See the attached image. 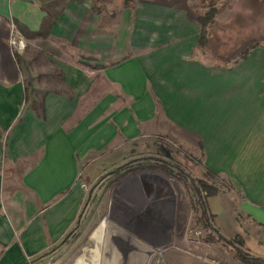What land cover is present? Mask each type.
<instances>
[{
  "label": "crops",
  "instance_id": "1",
  "mask_svg": "<svg viewBox=\"0 0 264 264\" xmlns=\"http://www.w3.org/2000/svg\"><path fill=\"white\" fill-rule=\"evenodd\" d=\"M42 1L60 6L53 17ZM209 1L0 0V264H46L79 228L82 162L156 133L200 152L226 184L205 199L213 228L264 259V0ZM210 6L219 8L200 46ZM104 11L120 15L113 33L96 22ZM16 22L111 62L95 69L93 103L82 69L64 66L61 86L26 104L9 45ZM101 237L91 234L90 264Z\"/></svg>",
  "mask_w": 264,
  "mask_h": 264
},
{
  "label": "rangeland",
  "instance_id": "2",
  "mask_svg": "<svg viewBox=\"0 0 264 264\" xmlns=\"http://www.w3.org/2000/svg\"><path fill=\"white\" fill-rule=\"evenodd\" d=\"M208 2L211 5L212 1ZM42 3L51 17L60 8ZM228 3L229 0L219 1L222 8ZM210 8L217 12L219 7L210 6L207 10ZM119 18L120 15L116 18V14L106 13L97 17L96 22L107 26L103 33L109 34L115 32L110 24L113 26L117 19L120 22ZM80 35L74 38L75 44L82 39ZM13 36L25 45L18 52L9 44L23 78L26 104L34 99L40 103L46 90L59 88L64 66L82 69V88H85L82 96L94 102V89L102 86L100 75L95 77V69L111 62L95 63L92 56L82 54L81 47L49 36L44 27L30 32L16 22ZM121 140L97 157L92 155L82 162L79 178L85 199L79 228L46 264H82V258L90 264L89 251L93 246L96 249L91 234L102 235L103 224L99 264H110L114 252L113 257H118L120 264H244L232 246L217 239L209 241L208 230L198 221L200 210L193 183L215 184L219 191L226 186L209 178L202 167L200 152L159 133ZM162 178L174 188L172 204L163 201L170 194ZM201 196L204 197L203 192ZM149 204L154 209L148 215ZM170 208L171 221L166 219ZM117 248L125 253L118 254ZM96 259L97 255L94 259L97 264Z\"/></svg>",
  "mask_w": 264,
  "mask_h": 264
},
{
  "label": "trees",
  "instance_id": "3",
  "mask_svg": "<svg viewBox=\"0 0 264 264\" xmlns=\"http://www.w3.org/2000/svg\"><path fill=\"white\" fill-rule=\"evenodd\" d=\"M216 11L212 8L204 12L198 17V24L200 26V39H199V45L203 46L205 45L207 34H208V28L210 24L214 21V17L216 15ZM158 167V166H157ZM164 169L163 166L159 167ZM209 178L215 179V175L212 173H208L206 171ZM183 177V176H182ZM214 182H217L214 180ZM218 183V182H217ZM192 187L197 192V205L198 209L200 210V217H198V221L202 223V225L208 230V240L212 241L214 239H217L220 242H224L230 246L235 251V255L243 262L244 264H264V259L257 258L249 254L246 250L243 249L242 246V239L238 236L233 239H225L222 237L217 230H215L212 226V224L209 222V216L206 212V203L205 199L207 197L216 196L221 193V190L217 188L215 184L210 183H204L200 182L199 185L193 183ZM201 192L204 193V197L201 196ZM73 230L70 231L64 238V240L67 239L72 234Z\"/></svg>",
  "mask_w": 264,
  "mask_h": 264
},
{
  "label": "bare ground",
  "instance_id": "4",
  "mask_svg": "<svg viewBox=\"0 0 264 264\" xmlns=\"http://www.w3.org/2000/svg\"><path fill=\"white\" fill-rule=\"evenodd\" d=\"M161 181L164 183L165 186H167V188H168V190H169L168 193L170 194V196L167 198V200L164 199L163 201H164V202H170V203L172 204V202L175 201L174 190H173L174 188H172V186H170L171 184H169L168 181H166L165 179L162 178ZM165 193H166V192H165ZM164 195H165V194H164ZM175 195H176V194H175ZM165 197H166V196H165ZM150 200H151V199H150ZM164 204H165V203H164ZM166 204H167V203H166ZM171 204H170V205H171ZM145 207H146V206H145ZM164 207H165V206H163V208H164ZM153 209H154V205H152V204H151V205H150V204L147 205V213H148V214H153ZM161 209H162V208H161ZM165 210H166V209H165ZM165 210H163V211H165ZM169 210H170V214H169V216L167 215L168 217H166V219L169 218V220L171 221V218H170V217L172 216L171 208H170ZM163 211H162V212H163ZM165 213H166V212H165ZM167 213H168V212H167ZM137 215H138V214H137ZM157 215H158V214H157ZM161 215H162V214H161ZM152 216H153V215H152ZM150 217H151V216H150ZM163 219H164V218H163ZM163 219H162V220H163ZM166 219H165V220H166ZM155 220H156V219H155ZM165 220H164V221H165ZM169 220H168V222H169ZM102 224H103V221H102ZM98 226H99V225H98ZM98 226H97V227H98ZM97 227H96V228H97ZM103 235H104V224H103V228H102V237H103ZM102 237H101V240H100V244H101V241H102ZM99 259H100V245H99V252H98V264H99Z\"/></svg>",
  "mask_w": 264,
  "mask_h": 264
},
{
  "label": "built area",
  "instance_id": "5",
  "mask_svg": "<svg viewBox=\"0 0 264 264\" xmlns=\"http://www.w3.org/2000/svg\"><path fill=\"white\" fill-rule=\"evenodd\" d=\"M9 44L11 45V47H12L14 50H16V51H18V52L24 50V48H25L24 43H23L22 41H16L13 35H12L11 38H10ZM83 187H84V186H83Z\"/></svg>",
  "mask_w": 264,
  "mask_h": 264
}]
</instances>
